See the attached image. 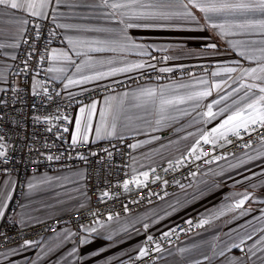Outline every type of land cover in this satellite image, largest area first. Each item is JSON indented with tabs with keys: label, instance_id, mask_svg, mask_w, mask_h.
<instances>
[{
	"label": "crops",
	"instance_id": "1",
	"mask_svg": "<svg viewBox=\"0 0 264 264\" xmlns=\"http://www.w3.org/2000/svg\"><path fill=\"white\" fill-rule=\"evenodd\" d=\"M111 11L101 5V0H61L60 4L53 0L46 10V19L61 30L64 38L53 50L57 54L68 52L75 62L72 64L59 55L53 60L51 56L50 67L66 69L64 72H49L50 77L61 84L65 95L72 96L115 84L146 71H172L194 65H210L209 71L200 74L169 81H148L117 89L77 107L69 128L71 140L75 135V121L81 118L79 109L93 101L97 102L87 143L134 138L133 145L136 147L133 148L131 157V179L132 183H140L146 179L143 174L148 173L155 164L163 160H181L196 146L198 140L200 143L197 150H200L204 144L200 139L202 131L218 128L227 118L230 113L223 116L218 114L219 108L225 104L213 105L212 110L217 113L214 119L205 115L207 106L220 95L241 87L243 81L240 79V69L257 66L256 61L241 56L242 49L234 48L230 42L260 40L264 36L258 33L239 34L238 30H234L237 34L220 35L218 29L208 26L198 9H193L198 24L189 22L180 28L128 29V34L136 43L149 46L151 55H140L135 51H89L90 46L96 47L90 42L109 37L108 32L91 29L122 27L117 23L119 17L108 18L107 14ZM17 15H22L29 21L33 18L28 13ZM27 26L28 24L23 32L6 26L5 35L0 37V43L19 45L0 48V75L3 76L0 79V89L5 90L7 87ZM70 39L72 43H69ZM212 43L217 45L215 49L206 47ZM78 52L80 55H77ZM89 60L94 66L85 64ZM141 62L145 63L143 69H133L65 87L68 78L78 80L82 76H92L97 71L108 72L112 68ZM75 65H84L83 71L77 72ZM226 67L237 68L238 71L212 75ZM225 80L227 84L223 83ZM201 81H208V84ZM247 82L254 81L247 78ZM217 83L222 85L219 91L214 87ZM209 85L213 86L212 95L170 107L167 115L171 118L160 124L156 123L160 118L158 113L151 108L147 111L143 108H131L129 115L133 119L127 127L122 119L117 122L114 134L101 139L95 137V130L101 126L100 114L105 110V98L115 97V100L109 99V102L116 104L123 99L124 93H139L142 89H156L157 95L163 89L168 98L186 97L208 88ZM243 94L244 89L241 88L226 103L239 100ZM136 116L143 118L136 119ZM261 152H264V140L239 154L225 156L215 164L201 168L188 185L152 206L83 228L79 240L73 229L61 227L40 240L32 241L31 245L22 244L0 250V264H119L129 258L140 257V252L144 250L143 241L147 236L166 232L180 220L194 215L200 216L202 220L210 219L211 222L205 224L197 234L163 250L151 264H264V244L260 243L264 238V231H261L264 228V155H259ZM85 182L84 166L27 177L25 193L13 216L14 221L27 226L87 206L89 196ZM15 183L13 175L0 176V204L5 205L2 208L0 226L4 225V216L12 199ZM30 184L33 187L29 188ZM245 193L250 199L242 207L232 208L237 201L243 199ZM9 196L11 199H6ZM221 212L224 214L220 215ZM249 234L251 239L247 238ZM85 238L88 243H81ZM241 238H244V243L240 248L231 247L233 243L240 244ZM249 248H254V256L248 252Z\"/></svg>",
	"mask_w": 264,
	"mask_h": 264
},
{
	"label": "built area",
	"instance_id": "2",
	"mask_svg": "<svg viewBox=\"0 0 264 264\" xmlns=\"http://www.w3.org/2000/svg\"><path fill=\"white\" fill-rule=\"evenodd\" d=\"M63 39L61 30L51 20L31 18L14 60L7 87L0 94V101L6 102L0 104V114L4 116L0 126L7 133L5 141L9 157L7 163L0 159V176L13 175L16 178L13 196L4 216V225L0 226V250L20 246L25 241L40 240L61 227L73 229L79 240L83 228L107 221L109 217H122L152 206L188 185L201 168L220 160L216 157L239 154L263 141L261 134H264V129L259 132L251 131L250 135L241 131L242 139L229 134L227 141L231 143L223 139L217 140L215 144L204 143L195 155H191L189 151L181 160H163L149 170L145 180L132 183L130 166L133 147L130 145H133L134 138L72 145L69 128L77 107L117 89L148 81H169L200 74L209 71L210 65H194L169 72L146 71L115 84L67 96L61 84L53 80L47 71L53 47ZM34 87L41 95H32ZM45 88L51 95V100L43 94ZM34 116H39L41 120L34 121ZM64 116L71 123L64 120ZM9 117L20 120V125L5 123ZM45 117H51V123L45 122ZM49 127L52 128L51 131H48ZM65 127L68 128L67 132L63 131ZM245 144L249 146L244 147ZM108 153H111L110 158ZM78 154H83L87 159H80ZM49 155L60 159L50 161L47 159ZM197 155L201 158L197 159ZM208 160L212 163H207ZM77 166L86 168L85 183L89 196L87 206L27 226L14 221L13 216L25 193L27 177ZM125 183L128 184L127 190L124 188ZM103 193L108 195H102ZM201 221L200 216L194 215L180 220L166 232L149 235L151 240L147 236L143 241V248L147 249L148 255L132 257L119 264H151L163 250L200 232L203 227L197 225ZM157 245L160 247L159 251Z\"/></svg>",
	"mask_w": 264,
	"mask_h": 264
},
{
	"label": "snow or ice",
	"instance_id": "3",
	"mask_svg": "<svg viewBox=\"0 0 264 264\" xmlns=\"http://www.w3.org/2000/svg\"><path fill=\"white\" fill-rule=\"evenodd\" d=\"M52 2L53 0H0V37L5 35L4 29L6 26L9 28H15L17 32H23L25 30V26L29 24L30 21L25 19L22 15H17V13H28L31 17L46 19V10ZM55 3L60 4L61 0H55ZM101 5L112 10L107 14L108 18L116 19L119 17L117 23L122 25V27L91 29L92 31L108 32L109 37L90 42L91 45H96V47L90 46L88 49L89 51H118L122 53L135 51L140 55H151L149 46L147 44L136 43L128 34V29L180 28L189 22L198 24L199 21L197 20V16L193 9H198L199 12L203 14L205 21L208 22V26L212 29H218L220 35L237 34L234 30H238L239 34L258 33L261 36H264V0H101ZM218 20L219 22H217ZM36 27L38 29L39 25ZM59 27L70 26L59 25ZM36 36L38 39V31ZM69 43H72L71 39L69 40ZM230 43H232L234 48H241L240 55L248 60L256 61L257 66L240 69V79L243 81L241 87L234 88L232 92H229L226 95H220L218 99L214 100L212 104L207 106L208 111L205 115L211 119H214L217 116V113L212 110L213 105L225 104L224 107L219 108L218 114L220 116H223L225 113L230 114L223 120L218 128H213L208 132L202 131L200 139L203 140L205 144H215L216 141L220 139L227 141L229 134L242 139L241 131L250 135L251 131L259 132L260 129H264V39L241 40ZM6 46L18 47L19 45H5L4 43H0V48ZM206 47L215 49L217 45L212 43L206 45ZM181 51L183 52V46H181ZM58 55L64 60L75 64L68 52L57 54L56 50H52L53 60H56ZM77 55H80V53L78 52ZM170 58L174 57H164V59ZM41 60H43V57ZM25 63L27 62L25 61ZM108 63H113V61H108ZM85 64L94 66L90 64V60L85 61ZM75 66L77 72L83 71L84 65ZM144 67L145 63L141 62L126 65L122 68H112L108 72L97 71L92 76H82L78 80L68 78V83L65 87L74 84L87 83L91 80L103 79L106 76L132 71L133 69H143ZM47 71L64 72L66 69L49 67ZM161 71H171V69H161ZM237 71V68L226 67L221 69L220 72H213L212 75L217 76L220 75L221 72L231 74ZM2 78L3 76L0 75V79ZM247 78H250L254 82H247ZM201 83L208 84V81H201ZM223 83L227 84V81L225 80ZM212 87V85H209L208 88L202 91L193 92L186 97L168 98L164 95L163 89L160 90L159 95H157L156 89H142L139 93H124L123 99L116 104L109 102V99L115 100V97L105 98V110L100 114L101 126L95 130V137L96 139H101L114 134L117 122L122 119L125 122V127H127L128 123L133 119V117L129 115L131 108H143L146 111L151 108L158 113L160 118L156 123L160 124L162 121L171 118L167 115L170 107L187 101L204 99L205 97L212 95ZM214 87L219 91L222 85L217 83ZM241 88L244 89V94L240 99L233 100L231 104L226 103L230 97L234 94H238L241 91ZM2 91L4 90L0 89V92ZM43 94L47 96L49 100L52 99L46 88L43 90ZM32 95L38 96L41 95V93L34 87ZM57 95H59V93H57ZM125 101L127 103H125ZM4 103L6 102L0 101V104ZM96 107L97 102L93 101L90 105H86L79 109L81 118L75 121V135L72 137V145H79L88 142V135L92 131V117L95 114ZM33 108H35V104H33ZM135 118L142 119L143 117L136 116ZM33 119L34 121L41 120L39 116H34ZM63 119L71 123L67 116H64ZM51 120V117L44 118V121L48 123H51ZM0 121H4V116L2 114H0ZM5 123H14L19 126L21 121L13 120L9 117V120ZM51 130L52 128L49 127L48 131ZM63 131L67 132L68 128L65 127ZM6 134L7 133L3 131L2 126H0V159H2L3 163L9 161L8 144L5 141ZM261 139L264 140V134H261ZM227 142L231 143V141ZM199 143L200 141L198 140L196 146L191 149V155L196 154ZM248 146L249 145L247 144L244 145V147ZM130 147L135 148L136 145H130ZM105 151H107V149H105ZM78 155L82 160L87 159L83 154ZM92 155H96V153H92ZM259 155H264V152L259 153ZM108 156L110 158L111 153H108ZM196 158L200 159L201 156L197 155ZM222 158L223 157H216V159ZM47 159L50 161L53 159L59 160L60 157L49 155L47 156ZM250 159L254 158L250 157ZM206 162L212 163L211 160ZM143 175L146 178L148 173L145 172ZM31 187H33V185L30 184L29 188ZM124 188L127 190V183L124 184ZM102 195H108V193H103ZM6 199H11V197H6ZM248 199H250V196L245 193L243 199L237 201L232 208L242 207L244 202ZM4 206L5 205L0 204V217L3 216L2 208ZM223 214V212L220 213V215ZM243 214L244 213H241V215ZM109 219H111V217H109ZM210 222V219H204L199 225H197V227H203ZM188 223L191 224V221ZM145 227H147V225H145ZM88 231H95V229H88ZM261 231H264V228H262ZM247 238L251 239V235L249 234ZM148 239L151 240L152 237L149 236ZM32 243V241H25V244L27 245H31ZM81 243L87 244V238L82 240ZM243 243L244 238H241L240 244L233 243L231 247L240 248V245ZM260 243L264 244V238L261 239ZM156 247L157 251H159V245ZM181 251L183 252L185 250ZM248 252L253 256L256 254L254 248H249ZM220 254L223 255L222 252ZM140 255L142 257L148 255L147 249L142 250Z\"/></svg>",
	"mask_w": 264,
	"mask_h": 264
}]
</instances>
